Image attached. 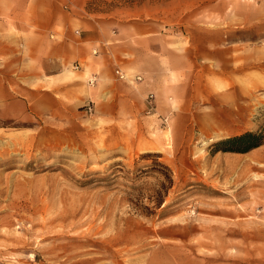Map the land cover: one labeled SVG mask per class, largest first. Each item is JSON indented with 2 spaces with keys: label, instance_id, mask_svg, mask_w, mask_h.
Returning <instances> with one entry per match:
<instances>
[{
  "label": "rangeland",
  "instance_id": "374dc122",
  "mask_svg": "<svg viewBox=\"0 0 264 264\" xmlns=\"http://www.w3.org/2000/svg\"><path fill=\"white\" fill-rule=\"evenodd\" d=\"M15 2L0 0L18 100L3 115L0 97V264H264V141L224 143L264 135V0H28L27 33ZM68 13L126 33L108 55L129 82L159 53L175 89L157 111L90 84L84 58L58 75Z\"/></svg>",
  "mask_w": 264,
  "mask_h": 264
},
{
  "label": "crops",
  "instance_id": "0c3cea01",
  "mask_svg": "<svg viewBox=\"0 0 264 264\" xmlns=\"http://www.w3.org/2000/svg\"><path fill=\"white\" fill-rule=\"evenodd\" d=\"M14 6L20 7V10H16L14 16V22L18 26V31L22 30L23 33H27L28 26L31 20L34 19L36 22L37 18L40 22L41 13L38 9H34L33 18H31L26 7H30L28 0H16ZM35 3H34V5ZM16 18L18 20H16ZM79 20L75 18L71 13L65 14V17L61 20L58 19V75L66 68V66L78 62L80 58H84L90 63L89 70L92 78L95 79V86H101L108 91V96L114 101L133 103L142 107L144 111L147 110V97L149 94H153L154 100V111H157L158 102L165 103V96H169L175 87L170 84L167 80L169 77L168 71L162 68V58L159 53H156V57H152L151 67L142 66L141 74H136L135 76H140V80L128 81L120 80L115 73L116 69H120L126 74L125 68L120 65H115L113 58L108 55L115 49H119L121 52L128 51L129 39L126 37V33L119 32L115 34L112 31V35L107 31L106 27L102 24L92 23L90 21H84V23L89 26L87 29H77ZM125 32V31H124ZM115 37V38H114ZM26 38V37H24ZM29 38V37H28ZM0 54L6 52V50H14V44L10 43L1 45ZM92 50V55L90 54ZM156 50H159L157 47ZM38 57V62L40 67L45 65V58L42 56L41 50H34ZM158 52V51H157ZM160 56V57H159ZM58 75L56 78H47L45 87L51 86L54 89H58ZM133 77V78H134ZM164 79H166L164 81ZM140 81V82H137ZM132 84H137V87H133ZM147 93V94H146ZM146 94V95H145ZM0 97H7V109L5 111V106L1 113L12 114L13 108L18 100L14 98L15 96L9 92L8 89L4 88V85H0ZM5 113V114H4ZM1 114V116H2ZM156 114V113H155ZM159 114V113H158ZM160 116V115H159ZM164 115L160 116V124H163L162 119Z\"/></svg>",
  "mask_w": 264,
  "mask_h": 264
},
{
  "label": "trees",
  "instance_id": "16d2710c",
  "mask_svg": "<svg viewBox=\"0 0 264 264\" xmlns=\"http://www.w3.org/2000/svg\"><path fill=\"white\" fill-rule=\"evenodd\" d=\"M264 141V135L262 134H254V133H245L240 136L232 137L226 139L224 143L233 144L237 146L248 145L246 148H237V152H246L250 149L256 148L262 144Z\"/></svg>",
  "mask_w": 264,
  "mask_h": 264
},
{
  "label": "built area",
  "instance_id": "2783aa9c",
  "mask_svg": "<svg viewBox=\"0 0 264 264\" xmlns=\"http://www.w3.org/2000/svg\"><path fill=\"white\" fill-rule=\"evenodd\" d=\"M66 7V6H65ZM78 67H79V65L78 64H75L74 66H73V68L74 69H78ZM115 74H116V76L120 79V80H127L128 79V77L126 76V74L123 72V71H121L120 69H116L115 70ZM141 78H140V76H135L134 78H133V81H136V80H140ZM89 83L90 84H94L95 83V79L94 78H91V80H89ZM153 100H154V96H153V94H149L148 95V97H147V105H148V112H151L152 110H154V104H153ZM86 110H88L89 112L91 111V108L90 107H86ZM167 120L166 119H164V121L163 122H166Z\"/></svg>",
  "mask_w": 264,
  "mask_h": 264
}]
</instances>
